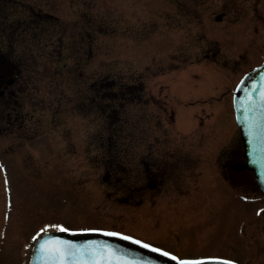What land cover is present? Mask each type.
I'll list each match as a JSON object with an SVG mask.
<instances>
[{
	"label": "rangeland",
	"instance_id": "obj_1",
	"mask_svg": "<svg viewBox=\"0 0 264 264\" xmlns=\"http://www.w3.org/2000/svg\"><path fill=\"white\" fill-rule=\"evenodd\" d=\"M46 1L59 21L48 22L40 57L21 63L27 88L19 108L24 125L39 127L28 135L42 136L20 156L22 169L10 165L12 182L0 164V264H28L33 237L48 225L116 232L179 259L264 264V197L252 184L227 180L235 172L230 152L243 151L232 91L264 63V0ZM170 5L177 8L173 43L141 45L124 36L157 21ZM9 12L0 0L5 56L27 49L11 40ZM196 73L216 81L189 78ZM141 83L145 93L209 87L196 91L209 105L188 106L195 111L184 129L199 135L230 129L232 137L209 142L214 151L207 152L193 132L184 136L177 121L164 120L168 111L151 105L140 123ZM182 107L186 102L175 104L176 119ZM197 111L214 125L198 126ZM8 140V132L0 136V151ZM3 158L8 167V153Z\"/></svg>",
	"mask_w": 264,
	"mask_h": 264
},
{
	"label": "flooded vegetation",
	"instance_id": "obj_2",
	"mask_svg": "<svg viewBox=\"0 0 264 264\" xmlns=\"http://www.w3.org/2000/svg\"><path fill=\"white\" fill-rule=\"evenodd\" d=\"M144 1L150 2L149 0ZM7 2L10 10L9 25L10 37H12L11 40H13L15 43H18L19 47L21 45H25L27 47V49L19 51L18 55L9 54L5 56L0 54V136L4 138L7 132L9 134L8 149L0 151V164L4 165L6 170L9 172L10 165H12V168H23V164L25 162L20 160V156L29 151L30 145L40 141L42 136L39 134L28 135V129L35 132V129H39V127L34 125V128H29L28 126L24 125L27 119L24 118L25 114H22L19 111V108L25 105V103L23 104L25 99H23L22 94H25L27 88L25 87L27 77L24 70L22 69L21 63L33 62L40 57L42 53L41 46L45 45L47 41V24L51 20H53L55 23H58L59 17L47 12L46 0H33V2H31V0H7ZM182 8L183 7H179L178 10L181 11ZM176 9L177 8L174 9L172 5L168 6L165 14L158 13L159 15L157 21H154L153 23L143 21V26L140 30L133 31L131 36L127 31L124 36L134 37L132 38V41H135L137 44L141 45L148 44L151 46H166L170 43H173L176 27V23L174 22ZM221 20L222 18L219 17L218 21ZM179 30L185 31L188 29L186 27H179ZM168 67L169 64L165 68L167 69ZM164 73L166 72L163 71V74ZM144 76V74H141L140 78L143 79ZM200 77L202 78V83L203 81H206L205 85L207 86L213 85V83L216 81H214V78L210 80V78L206 75H200L198 73H196L194 76H190L189 78L200 79ZM165 87L166 86H161L160 88L158 87L155 90L151 89L145 93V86H143L142 83L139 85L136 95V100L139 107V122L141 123L145 121L143 112L144 106L151 105L164 113H167L168 111V119L165 118L164 120L168 121V123L177 121V125L180 126L179 130L185 132L187 130L184 128H187V124H189L186 118H188L190 112L195 111H190L188 106L209 105L207 104L209 98L204 99L199 94H197L199 95L197 96L196 91L200 90L207 92L210 88L202 87L201 89L198 88V85H196L197 88L193 87V89L189 88V90H184L181 87H176L170 90L169 88ZM234 88L232 91V100ZM218 100L221 102V99ZM184 102H186L187 107H182L179 109L180 112L178 114V118L176 119L175 104L181 106ZM204 109L206 108H203L202 110ZM194 117L195 122H199L200 125L198 126L201 128L205 125H214L211 123L208 124L203 119V117H200V113L198 111L194 114ZM159 120L160 119H156L158 122H155L154 126H159ZM222 126L225 127V125ZM212 128L214 129L211 130V134H207L209 131H207V133H201L200 135L195 134V128L183 134L184 136H187L191 135L193 132L194 140L199 142L198 145H201L200 142L205 143L201 146L202 149H205L207 152H211L208 146L209 142L217 144L226 139L228 134H231L230 137H232L234 133V131L230 132V129L229 131L226 129L227 134L223 135L222 132L219 131V128ZM4 153H8V167L6 166L7 162L5 158H3ZM39 154L40 156H43V153L40 152ZM229 157L231 161L235 162V164L230 166V168L235 172L227 173V180L241 186H251L252 184L256 190L260 192L255 185L254 173L249 169L241 167L245 163L243 151L242 155L239 156L238 149H235L230 152ZM9 179L10 182H12L10 172ZM1 252L2 250L0 249V253ZM29 253L30 249L27 250L26 259H28Z\"/></svg>",
	"mask_w": 264,
	"mask_h": 264
},
{
	"label": "water",
	"instance_id": "obj_3",
	"mask_svg": "<svg viewBox=\"0 0 264 264\" xmlns=\"http://www.w3.org/2000/svg\"><path fill=\"white\" fill-rule=\"evenodd\" d=\"M234 107L247 160L243 168L255 173L256 185L264 193V64L248 72L236 88ZM103 231L49 232L34 244L29 264H178L161 252L145 248L132 239L107 236ZM72 245L62 259L41 249ZM204 264H222L223 259H198ZM233 264H237L233 262Z\"/></svg>",
	"mask_w": 264,
	"mask_h": 264
},
{
	"label": "snow or ice",
	"instance_id": "obj_4",
	"mask_svg": "<svg viewBox=\"0 0 264 264\" xmlns=\"http://www.w3.org/2000/svg\"><path fill=\"white\" fill-rule=\"evenodd\" d=\"M0 168H2V166H0ZM49 228L57 229V230H59L61 232H68L69 231V229L66 228V227H64L63 225H48L44 229H41V233H45L46 234V232H47V230ZM104 235H107V236H119L120 234L119 233H116V232H105ZM120 238L121 239H125V240L131 239L130 237H127V236H122ZM33 239L34 240H38L39 239V234H38V236L33 237ZM133 242L134 243H137V244H140L141 243L138 240L133 241ZM48 243L49 242L46 241L44 245H41V249L44 250V251L50 252L53 255H55L56 257L61 258V259L65 255L68 254L67 253V249L73 247L72 245H67V246H57L55 248H50V247H46L48 245ZM142 246L145 247V248L150 247L147 244H144ZM152 251L161 252L160 249H155V248H153ZM161 254L164 255V256H170V254L167 253V252H161ZM170 258L172 260H176L177 259V257H175V256H170ZM178 264H204V261H198V260H180L178 262ZM222 264H233V262L230 261V260H227V261H223Z\"/></svg>",
	"mask_w": 264,
	"mask_h": 264
}]
</instances>
